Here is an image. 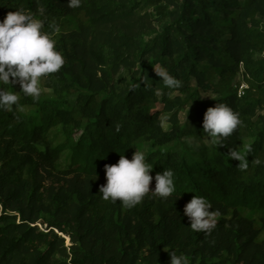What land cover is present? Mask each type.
<instances>
[{"label": "trees", "instance_id": "obj_1", "mask_svg": "<svg viewBox=\"0 0 264 264\" xmlns=\"http://www.w3.org/2000/svg\"><path fill=\"white\" fill-rule=\"evenodd\" d=\"M68 4L0 0V21L42 5L66 60L42 78L39 99L0 85L20 93L19 107L0 109V264H171V250L190 264H264V164H251L264 160V0ZM154 65L182 86L167 89ZM219 102L243 124L216 147L204 115ZM142 145L150 188L171 168L177 191L132 208L103 199L105 165ZM231 148L247 154V169ZM195 195L219 210L210 235L190 228Z\"/></svg>", "mask_w": 264, "mask_h": 264}, {"label": "clouds", "instance_id": "obj_2", "mask_svg": "<svg viewBox=\"0 0 264 264\" xmlns=\"http://www.w3.org/2000/svg\"><path fill=\"white\" fill-rule=\"evenodd\" d=\"M81 4L82 0H69L68 6L78 8ZM45 12L46 9L42 5L35 12L20 7L15 12H9L6 18L0 21V85L19 83L22 93L33 99H39L41 95L42 78L57 73L66 63L63 53L56 46L55 33L59 32L60 28L58 25H51L54 32L46 29ZM154 71L167 89L176 90L182 86V81L172 75L166 67L154 65ZM142 81L146 85L145 88L152 87L147 83V77ZM139 86L133 85L134 88ZM161 91L162 89L156 88L155 94L159 96ZM19 94L0 86V109L11 110L14 105L19 107ZM242 124L241 114L225 102L209 107L204 115L205 132L216 147L224 145L225 139ZM248 150H251L250 147ZM229 156L240 161L238 168L249 167L245 152L231 148ZM251 164L259 166L264 164V160L255 157ZM105 169L107 184L100 187L103 199H111L113 202L119 200L128 208L141 203L149 193L167 198L177 191L175 174L171 168H165L162 174L157 173L155 189L150 188L153 165L140 150H136L132 159L121 155L117 164H106ZM184 211L190 218V228L194 232L210 235L217 226L219 210H213L212 202L203 195L193 196ZM169 252L171 264H190L186 254H177L175 250Z\"/></svg>", "mask_w": 264, "mask_h": 264}, {"label": "rangeland", "instance_id": "obj_3", "mask_svg": "<svg viewBox=\"0 0 264 264\" xmlns=\"http://www.w3.org/2000/svg\"><path fill=\"white\" fill-rule=\"evenodd\" d=\"M43 90L44 91H48L49 92V90H46V89H44L43 88ZM72 102H73V99L71 100ZM164 127L165 128H169L170 126H169V124L167 123V122H164ZM139 150L140 151H143L145 154L146 153H148L150 150H151V148L148 146V145H142L140 148H139ZM69 156H68V152H66L64 155H63V158L61 159V161H60V165H61V167H66L67 165H68V163H69V158H68ZM71 243H70V239L68 238L67 239V245L69 246Z\"/></svg>", "mask_w": 264, "mask_h": 264}, {"label": "built area", "instance_id": "obj_4", "mask_svg": "<svg viewBox=\"0 0 264 264\" xmlns=\"http://www.w3.org/2000/svg\"><path fill=\"white\" fill-rule=\"evenodd\" d=\"M247 88L246 84H242V86L240 87V94L244 93V90Z\"/></svg>", "mask_w": 264, "mask_h": 264}]
</instances>
